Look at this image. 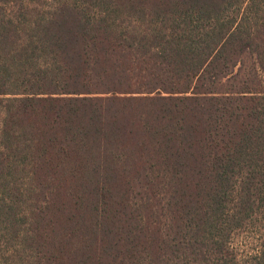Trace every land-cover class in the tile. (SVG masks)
I'll return each mask as SVG.
<instances>
[{
	"label": "trees",
	"instance_id": "trees-1",
	"mask_svg": "<svg viewBox=\"0 0 264 264\" xmlns=\"http://www.w3.org/2000/svg\"><path fill=\"white\" fill-rule=\"evenodd\" d=\"M0 264H264V0H0Z\"/></svg>",
	"mask_w": 264,
	"mask_h": 264
}]
</instances>
